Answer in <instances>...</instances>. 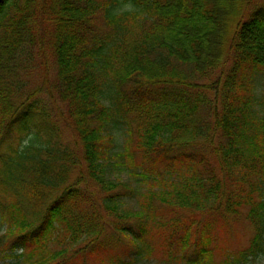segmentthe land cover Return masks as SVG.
Listing matches in <instances>:
<instances>
[{
  "label": "trees",
  "instance_id": "obj_1",
  "mask_svg": "<svg viewBox=\"0 0 264 264\" xmlns=\"http://www.w3.org/2000/svg\"><path fill=\"white\" fill-rule=\"evenodd\" d=\"M233 1L229 55L215 63L204 44L220 24L213 0H124L122 12L123 0H0L2 258L87 264L107 254L109 203L119 219L113 230L133 243L118 204L135 189L106 182L112 159L140 185L153 182L134 215L142 222L171 213L152 231L168 232V251L176 254L186 253L194 236L183 214L216 197L225 185L217 171L232 178L239 189L230 199L238 196L254 231L233 260L256 264L249 260L255 249L264 253V202L255 198L264 177V98L256 108L254 91L264 72V0ZM50 60L53 108L23 80L35 63ZM113 120L126 129L118 153L105 134ZM63 124L76 134L79 153L61 142ZM140 225L142 234L149 231ZM213 241L210 233L202 237L199 257L213 261Z\"/></svg>",
  "mask_w": 264,
  "mask_h": 264
},
{
  "label": "rangeland",
  "instance_id": "obj_2",
  "mask_svg": "<svg viewBox=\"0 0 264 264\" xmlns=\"http://www.w3.org/2000/svg\"><path fill=\"white\" fill-rule=\"evenodd\" d=\"M218 8L217 17L219 18L220 24H217L218 29L215 34L212 35L211 39L204 43L209 46L208 58L215 61L227 60L229 53V46L231 42V35L235 30V21L231 15L237 14V8L234 6L233 0H213ZM127 8L124 4V0L120 6H117L116 11L122 12ZM46 58H50V52L45 53ZM56 68L53 67V63L45 61V65L41 66L40 63H35L31 68V74L28 79H23L27 87L28 93H35L40 90V95L47 105L53 108V103L58 99V89L56 88L57 76L55 75ZM254 91L256 108L258 104H261L264 98V72L257 74L254 78ZM59 132L61 133V142L66 143L72 149L76 148V134L72 135L66 128V126L60 125ZM105 134L111 137L114 143L113 151L118 153L122 151L126 143V129L123 125L113 120L109 122L105 128ZM27 138V135L23 136L20 141H17L14 145L15 148L19 147V144ZM77 152L78 151V148ZM115 155V154H113ZM110 166L107 168L105 180L106 182L112 180L115 183H127L128 186L135 189L134 194L123 197L121 202L118 204V214L124 215V226L130 229L133 236V243L129 239L120 238L117 233L113 230L115 228L114 222L119 221L114 215L109 213V208L113 205L108 204V209H105V216L108 217V239H111V243L108 245L107 254H99L93 256L90 260L87 259V264H222L226 259L231 257V261L225 264H236L233 260V254L238 253L241 250L246 249L250 245V240L254 235V231L251 225L248 224L244 218L248 210L240 208V204H236L235 198L230 199L231 193L237 191L239 188L235 181L228 176H224L223 173L217 171L218 176L224 186L221 185L219 193L212 199V201L196 213L187 211L184 217L186 223L193 226L191 229L194 236L190 241L192 246L187 250L186 253L176 254L175 248L168 251L169 241L166 239L169 233L166 231H152L153 227L158 225L163 228V224L166 219H170L171 213H166L167 216H161L155 218L152 221L150 218H143L142 222L147 225L149 231L141 233L139 221L134 214L141 209V194L147 190L152 189L151 182L148 184H141L135 177L128 174L126 171L117 170L114 168V160H109ZM214 165L218 167V164L214 162ZM227 172V171H226ZM87 182L90 180L88 174H84ZM230 180L232 182H230ZM257 191L255 192V198L258 203L264 202V177H260L258 180ZM154 186V185H153ZM238 188V189H237ZM242 188V187H241ZM154 190L158 187L154 186ZM238 212V213H237ZM5 225L0 224V239L2 240L5 231ZM113 231V232H112ZM208 233L214 238L213 250L214 258L213 261H208L202 256H198V251L201 247V240L204 235ZM141 237V238H139ZM0 240V241H1ZM66 243L70 239L64 240ZM108 243V242H106ZM58 248L65 249L66 244L58 243ZM78 248V244L75 245ZM1 250V249H0ZM255 255L251 256L249 260L252 263L264 264V253L258 254L255 249ZM176 254V256H175ZM0 253V264H24L19 259L2 258ZM80 256V255H79ZM234 261V262H233ZM79 264H84V260L80 258Z\"/></svg>",
  "mask_w": 264,
  "mask_h": 264
}]
</instances>
